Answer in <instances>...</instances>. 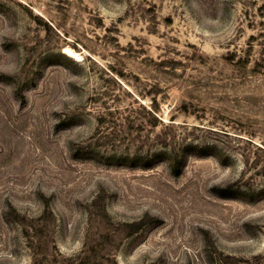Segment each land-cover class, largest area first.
Returning a JSON list of instances; mask_svg holds the SVG:
<instances>
[{
  "label": "rangeland",
  "instance_id": "1",
  "mask_svg": "<svg viewBox=\"0 0 264 264\" xmlns=\"http://www.w3.org/2000/svg\"><path fill=\"white\" fill-rule=\"evenodd\" d=\"M0 264H264V0H0Z\"/></svg>",
  "mask_w": 264,
  "mask_h": 264
},
{
  "label": "bare ground",
  "instance_id": "2",
  "mask_svg": "<svg viewBox=\"0 0 264 264\" xmlns=\"http://www.w3.org/2000/svg\"><path fill=\"white\" fill-rule=\"evenodd\" d=\"M63 53H65V54H67V55H69V56H71L77 60L82 58L81 53H79L78 51H76L75 49H73L70 46H64L63 47Z\"/></svg>",
  "mask_w": 264,
  "mask_h": 264
}]
</instances>
